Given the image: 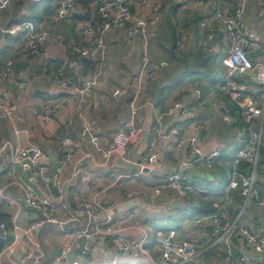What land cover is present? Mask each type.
<instances>
[{"label":"crops","instance_id":"crops-1","mask_svg":"<svg viewBox=\"0 0 264 264\" xmlns=\"http://www.w3.org/2000/svg\"><path fill=\"white\" fill-rule=\"evenodd\" d=\"M48 1L13 0L0 10L2 27L32 19L38 28L49 31L46 54L50 71V75H40L38 59L27 56L18 38L0 35V67L6 60H12L14 72L11 78L0 83V90L11 107L8 116L0 115V143L8 142L13 147H37L42 154L41 162L58 172V146L65 139L75 145L73 162L58 173L55 185L35 180V192L54 204L49 212L56 219V223L44 222L39 226L33 225L45 216L27 207L19 189L11 184L17 177L33 182L31 170L12 168L8 161L3 163L0 170V220L6 223L7 241H12L14 236L20 237V246L4 253L5 261L13 264H152L155 261L160 253L157 243H146L143 248L146 255L133 257L130 250H118L103 236L78 238L61 258L65 235L74 236V233L106 221L107 226L121 236L135 240L141 238L140 229L149 239L157 230H174L180 238L191 241L196 249L201 250L196 260L198 264H228L224 261L225 255L246 251L239 236L217 241L215 230L196 228L197 225L212 224L210 221L193 223L213 214L223 223H231L236 220L242 205L237 223L241 226L249 224L264 234V206L252 201L242 203L236 191L225 190L235 151L245 144V140L233 134V128H242L245 124L239 109L221 88L225 69L220 60L226 53L227 40L220 25L212 19V4L200 0L164 1L155 34L145 47L139 41L127 40L120 29H111L104 34L106 63L98 68L95 63L88 62L92 64L91 69L85 67L86 64L84 66L83 60L87 59L80 57L75 50L84 45L77 33L81 16H96L94 1L85 6L77 4L56 25L52 23L51 15L59 0H54L53 5ZM218 1L228 12L238 2ZM129 7L142 17L151 14L149 6L140 9L132 3ZM243 18L255 29L264 45V0H247ZM203 22L213 32L204 51L199 47L207 31ZM181 34L185 40L177 49L175 41ZM139 45L156 65L155 77L136 97L127 93L117 103H112L110 90L131 83L137 72L142 59ZM114 59L115 63L112 62ZM65 66H68L67 76L73 77L70 71L78 73L77 82L84 76L99 73L98 83L91 87L84 99L54 82L58 71L64 70ZM20 67L24 68L22 76L16 73ZM252 78L250 72L233 80L245 85L243 97L248 103L259 105L262 104L264 87ZM194 89L200 91L198 98ZM219 99L225 100L232 109L231 124L222 119ZM176 101L186 103L188 113L166 115L167 108ZM131 103L137 108L134 115L129 111ZM47 109H52V113L48 114ZM156 116H160L158 126L154 122ZM129 125L142 132L126 138L128 142L124 149L105 159L103 152L110 147L114 135H121ZM196 125L202 128L198 139L201 153L218 152L211 167L197 162L185 143L178 145L173 138L162 137L174 128L181 138H187ZM257 127L255 122L253 129ZM153 149L158 153L157 160L141 168L139 162ZM259 162L264 165V153L260 154ZM75 165H80L79 173L71 176ZM238 170L244 171L245 164L240 163ZM170 174L177 175L180 184L189 187L183 195L165 183ZM255 186L264 198V170L257 171ZM91 197L106 210H96L90 216L74 210L76 201ZM133 211L135 213L128 217ZM3 244L0 239V249ZM87 244L93 250L83 254L81 249ZM251 256L256 264H264L261 254Z\"/></svg>","mask_w":264,"mask_h":264},{"label":"built area","instance_id":"built-area-1","mask_svg":"<svg viewBox=\"0 0 264 264\" xmlns=\"http://www.w3.org/2000/svg\"><path fill=\"white\" fill-rule=\"evenodd\" d=\"M13 0H0V10L8 7ZM32 2H39L41 0H30ZM166 0H95L93 2L96 16L82 15L77 33L80 39L83 40L84 45L77 48L76 53L95 63L98 68L103 66L107 60V46L104 40V34L113 28L120 29L124 37L129 41H139L145 47L146 43L155 34V25L162 17V3ZM178 1V0H169ZM201 2H210L213 6L212 19L216 21L221 30L224 32L227 40V49L220 63L225 69L224 79L221 85L223 92L228 97L229 101L234 103L240 111V116L245 126L242 128H233V134L242 140L245 144L236 149L234 157L231 161L230 178L226 184V191L234 190L242 199V203L252 201L259 206H264V198L261 197L256 189L255 183L257 179V171L264 170V165L259 162L260 154L264 153V94L262 97V104H250L243 97L246 91L245 85L238 84L233 78L253 73L252 80L264 87V45L259 41L258 35L254 28L244 21L243 15L247 0H238L235 8L228 12L223 9L218 0H200ZM135 3L140 9L146 6L150 7L151 14L149 17H142L133 13L129 7ZM76 0H59L58 5L51 15V21L54 25L64 20L76 7ZM204 28H207L204 38L200 41L199 47L202 51L206 49L213 38L212 28L203 22ZM6 34L15 36L24 45L26 54L30 58H37L38 73L42 76L50 75L49 58L46 54V44L49 37V31L38 28L35 21L32 19L24 20L14 26L5 28L0 25V35ZM185 36L179 35L175 41V47L180 49ZM66 65L67 63H63ZM72 64H75L72 61ZM63 67V66H62ZM156 65L149 59L146 50L143 48L141 63L133 77L131 83L126 84L122 88H113L109 92V99L112 103H117L119 99L129 93L130 96L136 97L147 82L153 81L155 77ZM73 75L67 76L61 69L55 77L54 82L62 89L71 90L80 95L84 99L91 87L98 83V74L93 76H84L80 82L75 78L78 77L76 71H70ZM19 76L24 74V68L20 67L16 70ZM14 75L13 61L6 60L4 65L0 67V83L3 80L9 79ZM196 97L200 96L199 89L193 90ZM4 92L0 90V115L8 116L11 107L8 105ZM219 106L222 108V119L224 122L231 124L232 109L225 102L219 99ZM53 108V106H48ZM134 104L129 105L131 115L136 112ZM188 105L181 101H176L167 108L165 114L169 115L172 112L180 114L188 113ZM47 113L51 114L52 109H47ZM155 124L160 125V116L154 119ZM258 124L257 129H253L254 123ZM140 128L134 126H127L124 133L121 135L115 134L112 138V143L103 152V157L108 159L110 154L118 153L124 149L128 142L126 138L133 137L140 134ZM202 133V128L196 125L193 133L187 138H181L178 131L174 128L168 130L162 137L173 138L178 145L186 144L190 154L194 159L206 167H211V163L218 152H212L208 155H203L199 146V137ZM74 144L62 139L58 146V172L50 169L41 162V151L39 148L30 147H13L8 142L0 143V170L5 161L11 167H20L22 170L30 169L34 181H24L21 177H17L11 184L16 186L22 194V198L27 207L39 211L45 216L42 220L35 221L33 226H39L44 222L56 223V219L50 216L49 208H53L46 197L36 193L33 184L35 180H39L45 185H55L58 173H61L70 165L72 161V154L74 151ZM158 158V153L153 149L150 155L143 158L139 162V166H149L153 164ZM245 164V170L240 172L238 165ZM79 166L72 167L71 176L79 173ZM165 183L175 188L179 194L183 195L184 190L188 186L180 184V178L175 174H170L166 177ZM165 186V185H164ZM60 190V187L58 188ZM243 206H240L239 214L235 221L231 223H223L216 214L208 217H203L200 220H195L193 223L199 221H210L217 232V241L227 240L231 236H239L246 245L247 250L238 254H227L224 256V261L228 264H256V260L251 256L261 254L264 257V234H261L251 225H239L237 220L241 214ZM74 210L77 213H84L88 216L92 215L96 210H106L95 198L80 199L74 204ZM129 214L128 217H131ZM106 224V225H105ZM102 225V227L100 226ZM141 230V238L139 240L130 239L121 236L117 230L107 226V221L92 225L90 229L74 233V236L68 237L65 235L63 247L61 248V258L74 245V242L80 238H92L95 236L106 237L108 242L118 250H130L133 257L139 255H146L143 249L148 242L157 243L160 247V253L152 264H198L197 258L201 254V250L196 249L195 245L188 240L180 238L176 231L168 230L163 232L161 230L155 231L153 237L149 239L147 233ZM66 231V230H65ZM0 239L4 242L0 249V264H13L5 261L4 253L13 251L20 246V237L14 236L12 241L8 239V229L6 223L0 220ZM93 247L89 244L85 245L81 252L87 254ZM76 264V263H73Z\"/></svg>","mask_w":264,"mask_h":264},{"label":"trees","instance_id":"trees-1","mask_svg":"<svg viewBox=\"0 0 264 264\" xmlns=\"http://www.w3.org/2000/svg\"><path fill=\"white\" fill-rule=\"evenodd\" d=\"M93 1H95V0H76V3H77V4H80V5H82V6H85V5H87L88 3H91V2H93ZM88 62L91 63V62L88 61V60H87V61H86V60H83L84 66H85V64H86L85 67H90V68L92 69V67H91L92 64H89ZM67 67H68V66H65V67H64V68H65V69L63 70L64 73L67 72V70H66ZM65 70H66V71H65Z\"/></svg>","mask_w":264,"mask_h":264},{"label":"water","instance_id":"water-1","mask_svg":"<svg viewBox=\"0 0 264 264\" xmlns=\"http://www.w3.org/2000/svg\"><path fill=\"white\" fill-rule=\"evenodd\" d=\"M203 227L208 228V229L210 228L212 231H214V227L212 224H208V225L201 224V225L196 226V228L198 229H202ZM261 258H262V262H264V257H262V255H261Z\"/></svg>","mask_w":264,"mask_h":264},{"label":"rangeland","instance_id":"rangeland-1","mask_svg":"<svg viewBox=\"0 0 264 264\" xmlns=\"http://www.w3.org/2000/svg\"><path fill=\"white\" fill-rule=\"evenodd\" d=\"M49 2H50V4H52V5L54 4V0H50V1H48V3H49ZM40 4H41V3H40ZM40 4H39V5H40ZM138 49H139V52L142 53V46H141V45L138 46ZM174 53H176V52H174ZM146 54L148 55V52H146ZM112 62L115 63L116 60L114 59ZM240 76H241V75H239V77H240ZM117 86H119V85H117Z\"/></svg>","mask_w":264,"mask_h":264}]
</instances>
